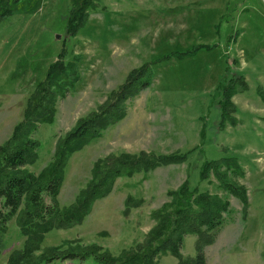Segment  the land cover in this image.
I'll return each mask as SVG.
<instances>
[{
  "label": "rangeland",
  "instance_id": "obj_1",
  "mask_svg": "<svg viewBox=\"0 0 264 264\" xmlns=\"http://www.w3.org/2000/svg\"><path fill=\"white\" fill-rule=\"evenodd\" d=\"M71 4L20 0L0 21V147L25 119L30 98L63 54L65 63L79 61L81 80L58 102L54 121L35 134L40 148L22 171L42 179L53 169L58 142L99 112L134 71L150 75L151 85L127 102L118 124L69 159L57 198L61 208L76 201L89 186L94 163L110 154L145 151L183 160L147 176L117 179L81 225L52 229L37 250L28 249L30 239L20 226L24 201L7 225L0 264H11V257L13 264H96L94 258H61L91 245L119 257L144 242L156 224L152 212L168 200V191L185 183L231 204L222 232L205 250L207 264H264V0H101L74 37L67 34ZM227 74L228 80L244 77L247 85L233 98L235 126L222 124L217 94ZM221 158L237 159L245 171L239 182L248 192L246 216L242 202L223 192L214 176L202 179L205 164ZM130 195L135 205L142 199L143 204L126 210ZM197 243V236L185 237V260L196 257ZM155 264L179 260L167 254Z\"/></svg>",
  "mask_w": 264,
  "mask_h": 264
},
{
  "label": "trees",
  "instance_id": "obj_2",
  "mask_svg": "<svg viewBox=\"0 0 264 264\" xmlns=\"http://www.w3.org/2000/svg\"><path fill=\"white\" fill-rule=\"evenodd\" d=\"M19 1H0V21L14 13L13 7ZM100 1L71 0L67 21L68 36L74 37L79 33ZM229 75L224 76L217 94L221 96L222 124L230 122L235 126L238 125V120L234 117L236 109L233 98L245 90L247 85L244 77L233 75L228 80ZM80 80L79 61L74 59L65 63L63 54H60L58 60L49 67L45 80L30 98L25 119L17 125L11 139L0 147V252L7 225L20 211L24 201L26 209L20 226L30 239L28 249L37 250L43 235L52 229L66 230L81 225L91 214L95 202L112 193L117 179L132 178L136 174L147 176L160 166L178 164L183 160L172 156L158 157L145 151L139 154H110L94 163L89 186L80 192L76 201L61 208L57 198L69 159L92 140L102 138L106 129L118 124L127 115V102L151 85L150 75L144 71H134L119 93L110 94L99 112L81 120L58 142L53 169L46 179L23 172L22 168L29 164L40 148L35 134L41 125L54 121L58 102L66 99ZM211 176L218 181L223 192L242 202L246 216L249 197L246 187L239 182L245 177L239 161L235 158H221L206 163L202 179L208 181ZM45 197L50 198V204L46 203ZM167 199L159 209L152 212L151 216L156 224L145 236L144 242L124 250L119 257L112 256L101 246L91 245L83 246L79 252H69L61 258L77 262L94 258L96 264H155L160 256L171 254L179 260V264H207L205 250L216 242L222 232L226 214L230 213V201L219 194L191 191L186 183L177 190L168 191ZM135 202L136 199L130 195L125 203L126 210L139 207L144 201L139 200L137 205ZM188 235L198 238L197 255L192 261L185 260L181 253L184 239ZM14 261V257H11V264Z\"/></svg>",
  "mask_w": 264,
  "mask_h": 264
}]
</instances>
